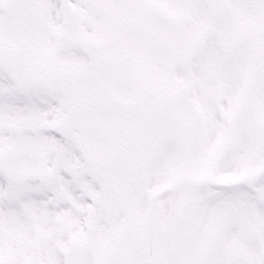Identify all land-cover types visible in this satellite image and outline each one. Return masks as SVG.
<instances>
[{
	"label": "snow or ice",
	"instance_id": "6c2138e0",
	"mask_svg": "<svg viewBox=\"0 0 264 264\" xmlns=\"http://www.w3.org/2000/svg\"><path fill=\"white\" fill-rule=\"evenodd\" d=\"M0 264H264V0H0Z\"/></svg>",
	"mask_w": 264,
	"mask_h": 264
}]
</instances>
